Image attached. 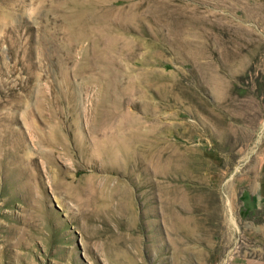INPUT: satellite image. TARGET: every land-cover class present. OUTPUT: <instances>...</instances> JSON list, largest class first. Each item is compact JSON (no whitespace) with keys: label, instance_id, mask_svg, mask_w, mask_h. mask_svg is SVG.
<instances>
[{"label":"rangeland","instance_id":"obj_1","mask_svg":"<svg viewBox=\"0 0 264 264\" xmlns=\"http://www.w3.org/2000/svg\"><path fill=\"white\" fill-rule=\"evenodd\" d=\"M263 233L264 0H0V264H264Z\"/></svg>","mask_w":264,"mask_h":264},{"label":"bare ground","instance_id":"obj_2","mask_svg":"<svg viewBox=\"0 0 264 264\" xmlns=\"http://www.w3.org/2000/svg\"><path fill=\"white\" fill-rule=\"evenodd\" d=\"M167 213L165 216L166 223L168 225H183V227H186L187 232L194 231L193 229L190 228V224L192 223L191 219L188 220H183L176 214L171 208L166 207ZM199 225V224H198ZM190 229V230H189ZM264 234V233H263Z\"/></svg>","mask_w":264,"mask_h":264}]
</instances>
